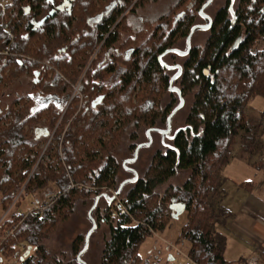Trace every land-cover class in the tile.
Instances as JSON below:
<instances>
[{"label":"trees","instance_id":"16d2710c","mask_svg":"<svg viewBox=\"0 0 264 264\" xmlns=\"http://www.w3.org/2000/svg\"><path fill=\"white\" fill-rule=\"evenodd\" d=\"M157 1L6 0L0 5V94L14 80L31 83L29 93L15 97L0 114V218L17 197L0 220V254L16 259L12 264H62L63 256L49 253L41 239L87 197L105 203L92 217L96 226L102 221L108 226L98 264H139L140 242L174 218L169 207L174 202L184 204L187 221L177 238L188 241L187 257L194 264H232L224 257L219 229L227 218L220 203L222 171L234 145L241 159L264 167L262 117L245 114L251 98L264 97V0H238L231 11L227 1L215 12L204 44L190 48L179 87L182 96L195 91L185 126L174 133L170 148L154 152L149 168L134 177L122 198L120 188L125 212L92 189L69 187L72 181L98 190L119 188L117 147L91 140L94 130L115 136L125 125L133 128L128 133L133 141L139 128L166 122L174 99L162 101L169 85L162 54L187 36L205 0H174L153 16L141 15L135 26L128 21V14ZM35 94L45 97L44 104L32 111ZM117 106L125 108L123 117L114 113ZM99 119L108 124L98 129ZM36 128L44 132L37 134ZM42 143L47 159L29 175ZM179 170L188 176L159 193ZM51 193L58 197L48 208L21 218V199ZM84 237L72 239L74 255ZM23 242V251L13 246Z\"/></svg>","mask_w":264,"mask_h":264},{"label":"rangeland","instance_id":"374dc122","mask_svg":"<svg viewBox=\"0 0 264 264\" xmlns=\"http://www.w3.org/2000/svg\"><path fill=\"white\" fill-rule=\"evenodd\" d=\"M174 0H158L157 2L151 3L145 9H138L136 12L128 14L127 19L132 25H136L139 21V17L143 14L147 15H154L157 12L165 10L169 7V5ZM6 0H0V5H3ZM227 0H213L211 5L205 10L209 16L213 17L215 12L222 6L226 4ZM238 0H234L231 2V7L235 9ZM128 9H126L127 11ZM125 13V12H124ZM204 23L203 19L200 16H197L195 13L193 24H202ZM191 27V26H190ZM189 32V31H188ZM209 30L198 29L193 32L190 38V48L195 46H202L204 41L208 37ZM180 53L170 52L164 56H162V60L168 66L182 65L184 64L185 60L187 59L186 54H182L186 51V40L183 38L178 44L175 45ZM98 48H96L92 54L89 55V61L96 55ZM88 61V62H89ZM88 65V63H87ZM84 71V70H83ZM177 72V67L168 68L166 70V74L170 77L173 73ZM81 75L78 76L77 82L73 85V92L76 95V86L80 81ZM181 73L175 80L173 81L174 87H180V80H181ZM30 81L28 79H23L21 81L14 80L10 84H8L2 93L0 94V114L3 113L7 106L15 99V97L24 94L25 92L29 93ZM194 92H188L183 95V105L173 114L170 122V129L169 132L162 136L160 132H152L150 134L151 144L146 147H142L138 150L137 158L134 162H126L125 166L129 169H132L136 172L138 177L142 176V174L149 168L151 163V158L156 150L165 151L168 149L170 145H172V137L174 133L183 128L185 126V119L189 112V108L191 103L193 102V95ZM73 95V94H72ZM45 97L42 94H35L33 95V106L31 108L32 111L39 108L40 105L44 104L43 99ZM71 99V97H70ZM173 100L172 106L178 104V98L176 97L174 92L166 91L163 93L162 101L163 103H168ZM133 103H135V98L133 99ZM125 108L121 110L120 106L115 107L114 113H118L119 117H123L126 113ZM245 114L248 118L257 119L261 118L262 125L264 126V97L263 96H254L250 99L247 103L245 108ZM108 115V114H107ZM114 121V120H113ZM118 119L115 121L117 124ZM105 121L103 119H99L97 122L98 129L100 126H104ZM83 122H79L75 127H78ZM113 123V122H112ZM111 123V124H112ZM108 124V122H106ZM105 124V126H106ZM157 128L165 130L166 122L164 120L157 121L155 125ZM126 127V128H125ZM116 127L113 128L115 130ZM146 128L141 127L137 130V138L133 141L128 138V133L132 131V127H127L124 125L123 131L122 129L119 130L114 135L109 134L108 131H104L101 135L99 131H95L94 135L91 140L97 139L100 141H111V147L116 148V159L119 165L118 172L116 175L117 185L118 183L122 182L123 179L131 177V173L128 172L122 163L126 159L132 158L133 149H128L130 144H138L141 142H147L148 138L146 135ZM262 140L264 143V132L262 135ZM100 142V144H102ZM47 143H42L40 145L41 151L38 156L37 162L34 164L32 170L30 171L29 175H32L37 170V163L40 161H44L47 159V155L45 152ZM110 147V144H109ZM99 150V146L97 148ZM237 151V145L233 146L232 155L233 157L224 165L223 171H264V167H255L247 163L243 159L239 157V153H235ZM236 155V156H235ZM262 159L264 160V148L262 149ZM256 161L253 158V161ZM261 161V160H260ZM259 162V161H258ZM257 163V162H256ZM188 171H178L173 177H171L165 184L159 186L157 191L160 193L162 192L166 186L168 185H180L182 181L188 176ZM132 186V183L126 184L121 192V198L124 195L125 191ZM32 195H26L24 200L21 199L19 203V211L24 212L27 211L29 203L33 200ZM93 204V200L90 197H87L82 202H77L75 205V212L70 214L67 219L62 222H59L54 230L47 235L46 238L41 239V243L43 244L44 248L49 251L51 254L63 256L62 264H79L75 261V255L71 251V241L72 239L79 233H84L91 227V221L89 217L92 219L95 218V214L91 206ZM104 200L100 199V201L96 205V209L99 207L104 206ZM94 209V210H96ZM1 213V208H0ZM93 221V220H92ZM186 213L182 211L177 217L170 219L168 225H166L162 230L151 232V234L144 237V239L140 242L137 248V254L139 255L141 261L139 264H184L188 257H187V249H188V241L186 240H178V234L182 228V226L186 223ZM108 233V226L103 224V221L98 223L94 232H91L89 235L88 241V248L86 252L83 254L81 259L86 264H98V260L100 257V252L103 248L105 236L102 239V234ZM23 243H19L20 246ZM26 245V244H25ZM82 246V245H81ZM101 247V248H99ZM20 249V248H19ZM100 249V250H99ZM23 251L22 249H20ZM22 253V252H21ZM0 257L2 255L0 254ZM98 257V258H97ZM169 257H172L169 260ZM16 262V259L9 257L5 258L2 257V261L0 264H12Z\"/></svg>","mask_w":264,"mask_h":264},{"label":"crops","instance_id":"0c3cea01","mask_svg":"<svg viewBox=\"0 0 264 264\" xmlns=\"http://www.w3.org/2000/svg\"><path fill=\"white\" fill-rule=\"evenodd\" d=\"M222 176L220 203L227 211L219 226L225 238L223 254L232 264H245L264 243V171H222Z\"/></svg>","mask_w":264,"mask_h":264},{"label":"water","instance_id":"95a60500","mask_svg":"<svg viewBox=\"0 0 264 264\" xmlns=\"http://www.w3.org/2000/svg\"><path fill=\"white\" fill-rule=\"evenodd\" d=\"M212 0H206L205 3L201 6V9L199 10V14L206 19L207 23L206 24H193L190 29H189V32L187 34V36L185 37V40H186V51L182 54H186L189 52L190 50V38L193 34L194 31L198 30V29H203V30H208L211 26V18L206 15L204 12H203V9L208 6V4L211 2ZM168 52H176V53H180V51L177 49V48H172V49H169L167 51H165L163 55L167 54ZM161 56H159V59H160ZM164 66H166L167 68H172V66H168L167 64L163 63ZM177 67V72L175 75H173L170 79H169V89L170 90H175L177 95H178V104L175 105V107L172 109V111L170 112V114L167 116L166 118V129L165 130H162V129H159V128H149L146 130V134L148 135L147 138H148V141L147 142H143V143H138L134 149V152H133V156L132 158L130 159H126L123 161V164H125L126 162H134L137 158V154H138V150L142 147H146V146H149L151 144V139H150V134L149 132L150 131H156V132H160L163 135L167 134L169 132V129H170V122H171V118L173 116V114L183 105V96L180 95V91L177 87H172L171 84L173 82V80L175 78H177L179 76V74L182 72V68L180 65H175ZM41 132H44L43 129H40V128H36L35 129V133L39 134ZM136 172L134 173L133 175V178L130 179V180H125L123 182L120 183L119 185V188L116 190L115 192V195H118L119 192H120V188H123L124 185H126V183L128 184L129 183H133L134 182V177H136ZM107 201L109 202H112L114 200V196L113 197H107L105 195L104 197ZM97 200V199H96ZM96 206V202L93 203V205L91 206V209H94V207ZM170 208L173 209L174 211V214H173V217H177L183 210H184V205L181 203V202H174L173 204H170L169 205ZM90 221H91V227L89 228V230L85 233V237H84V244H83V247L82 249L77 253L76 255V259H77V262L79 264H85L84 261L81 260V256L85 253L86 249H87V246H88V239H89V235L91 234L92 231H94L93 229L95 228V224L94 222L92 221V219L89 217ZM172 257H169V260H171Z\"/></svg>","mask_w":264,"mask_h":264},{"label":"built area","instance_id":"2783aa9c","mask_svg":"<svg viewBox=\"0 0 264 264\" xmlns=\"http://www.w3.org/2000/svg\"><path fill=\"white\" fill-rule=\"evenodd\" d=\"M6 50H7V48H6ZM77 87H78V85L76 86V92L78 93ZM106 192L109 193V192H112V191L109 190V189H106ZM16 198L9 205L8 210L13 205V203L16 201ZM50 200H51V196L42 197V198H39V199H33L29 203L27 211H24V212L20 213L21 218H24L28 214L34 215V214L41 213L43 210H45L47 208L48 203H49ZM6 212L1 216L0 220L5 216ZM7 233H11V231H7ZM18 245H19V243H14L13 244L14 247L20 248L22 250H24L26 248L25 244H21L20 246H18ZM184 264H194V263L188 258L187 261ZM246 264H264V243L259 247L258 251L254 255H252V256H250V257H248L246 259Z\"/></svg>","mask_w":264,"mask_h":264},{"label":"bare ground","instance_id":"6f19581e","mask_svg":"<svg viewBox=\"0 0 264 264\" xmlns=\"http://www.w3.org/2000/svg\"><path fill=\"white\" fill-rule=\"evenodd\" d=\"M205 1H206V0H205ZM205 1L202 3V5L205 3ZM212 1H213V0H212ZM212 1H211V2H212ZM211 2H210V3H211ZM210 3H209V4H210ZM209 4H208V5H209ZM202 5H201V6H202ZM201 6H200L199 10L201 9ZM206 7H207V6H206ZM206 7H205V8H206ZM205 8H204V9H205ZM204 9H203V10H204ZM199 10H198V11H199ZM205 14H206V13H205ZM206 15H207V14H206ZM208 16H209V15H208ZM209 17H210V16H209ZM210 18H211V17H210ZM204 19H205V18H204ZM205 20H206V19H205ZM206 23H207V21H206L204 24H206ZM211 25H212V18H211ZM210 27H211V26H210ZM173 48H177V47H173ZM171 49H172V48H171ZM168 50H169V49H168ZM168 53H170V52H168ZM168 53H167V54H168ZM165 55H166V54H165ZM173 67H176V66L174 65ZM173 67H172V68H173ZM181 73H182V72H181ZM175 74H176V72L173 73L172 76L175 75ZM172 76H170L169 79H170ZM174 80H175V79H174ZM174 80H173V81H174ZM168 84H169V81H168ZM172 84H173V82H172ZM172 84H171V86L174 87ZM169 86H170V84L168 85V90L174 92L175 95H176V97L178 98V95H177L176 91H175V90H170V89H169ZM177 88L179 89V91H180V95L182 96V93H181L180 88H179V87H177ZM174 107H175V106H174ZM174 107H173V108H174ZM169 114H170V113H169ZM169 114H168V115H169ZM136 145H137V144H136ZM124 181H125V180H124ZM126 181H127V180H126ZM122 182H123V181H122ZM69 187H70V188H75V189H80V188H84V189H85V188L92 189V191H93L94 194H101L103 198L105 197V195H106L107 197H113V196H114V200H113V201L116 202V203H118L119 208H121V209L125 212L124 207L120 204V201H119L120 197L118 196L119 194H118V195H115L116 190L114 191V189H112V188L103 187V188H101L100 190H98V189H95L94 187H92V186H90V185H87V184H84V183H75V182H72V181H70V186H69ZM106 189H109V190H111L112 192L107 193V192H106ZM49 196H51V200L49 201L47 208H48V207L54 202V200L58 197V196H57L56 194H54V193H51V194H48V195H44L43 197H49ZM96 199H97V200H96ZM104 199H105V198H104ZM105 200H106V199H105ZM97 201H98V197H96V198L93 200V203L96 202V205H97ZM106 201H107V200H106ZM113 201H112V202H113ZM112 202H109V203H112ZM175 203H176V202H175ZM182 204H183V203H182ZM92 205H93V204H92ZM183 205H184V204H183ZM95 207H96V206H95ZM95 207H94V209H95ZM94 209H93V211H94ZM109 214H110L111 217H115V216H116V212H115L114 210H111ZM94 224H95V223H94ZM91 225H92V224H91ZM95 227H96V225H95ZM95 229H96V228H95ZM95 229H94V230H95ZM88 230H89V229H88ZM88 230H87V231H88ZM87 231H86V232H87ZM86 232H85V233H86ZM84 236H85V234H84ZM83 244H84V243H83ZM83 244H82V246H81V249H82V247H83ZM87 247H88V246H87ZM81 249H80V250H81ZM80 250H79V251H80ZM86 250H87V249H86ZM79 251H78V252H79ZM78 252H77V253H78ZM85 252H86V251H85ZM76 255H77V254H76ZM76 255H75L74 258H75V261L77 262ZM82 256H83V255H82ZM82 256H81V257H82ZM81 260H82V259H81ZM82 261H83V260H82ZM77 263H78V262H77ZM84 263H85V262H84ZM85 264H86V263H85Z\"/></svg>","mask_w":264,"mask_h":264},{"label":"flooded vegetation","instance_id":"af4514ba","mask_svg":"<svg viewBox=\"0 0 264 264\" xmlns=\"http://www.w3.org/2000/svg\"><path fill=\"white\" fill-rule=\"evenodd\" d=\"M227 1H229V9H230V11L233 9L232 7H231V2H233L234 0H227ZM213 2V1H212ZM211 2V3H212ZM211 3L203 10V12L205 13V10L211 5ZM202 5V4H201ZM199 10V9H198ZM207 14V13H206ZM208 15V14H207ZM197 16H200L202 19H203V21H204V23L206 22V20L199 14V11H197ZM211 17V16H210ZM212 18V21H213V18H214V16L213 17H211ZM204 23H202V24H204ZM90 63V61L88 62V64ZM169 91V90H168ZM169 92H171V91H169ZM174 107V106H173ZM173 107L170 109V111H169V113L172 111V109H173ZM168 113V114H169ZM168 116V115H167ZM167 118V117H166ZM157 128L156 126H153V127H151V128ZM149 129V128H148ZM147 130V129H146ZM152 132H156V131H150L149 132V134H151ZM147 135V134H146ZM148 136V135H147ZM174 136V135H173ZM172 140H173V137H172ZM148 141V140H147ZM141 143H143V142H141ZM172 145H170L168 148H170ZM135 149V148H134ZM133 152H134V150H133ZM133 152H132V156H133ZM138 155V154H137ZM124 165V167H125V169L128 171V172H130L131 173V177H129V178H126V179H123L122 181H124V180H130V179H132L133 178V175H134V173H135V171L134 170H132V169H129L128 167H126L125 166V164H123L122 163V166ZM129 183V182H128ZM127 184V183H126ZM125 186V185H124ZM123 186V187H124Z\"/></svg>","mask_w":264,"mask_h":264},{"label":"snow or ice","instance_id":"6c2138e0","mask_svg":"<svg viewBox=\"0 0 264 264\" xmlns=\"http://www.w3.org/2000/svg\"><path fill=\"white\" fill-rule=\"evenodd\" d=\"M49 2H50V0H49Z\"/></svg>","mask_w":264,"mask_h":264}]
</instances>
